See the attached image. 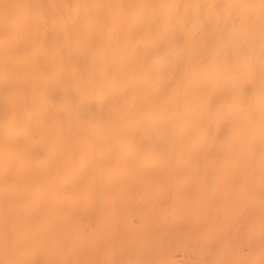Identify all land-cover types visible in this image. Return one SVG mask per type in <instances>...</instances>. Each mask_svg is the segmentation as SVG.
I'll list each match as a JSON object with an SVG mask.
<instances>
[{"label": "bare ground", "instance_id": "bare-ground-1", "mask_svg": "<svg viewBox=\"0 0 264 264\" xmlns=\"http://www.w3.org/2000/svg\"><path fill=\"white\" fill-rule=\"evenodd\" d=\"M0 264H264V0H0Z\"/></svg>", "mask_w": 264, "mask_h": 264}]
</instances>
